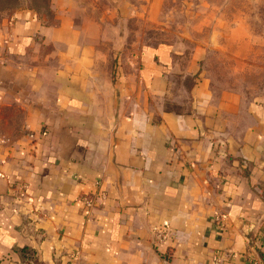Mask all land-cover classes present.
<instances>
[{"label":"crops","instance_id":"crops-1","mask_svg":"<svg viewBox=\"0 0 264 264\" xmlns=\"http://www.w3.org/2000/svg\"><path fill=\"white\" fill-rule=\"evenodd\" d=\"M20 1L0 15V264H262L264 91L216 96L202 68L209 45L264 48L248 20L128 48L125 0Z\"/></svg>","mask_w":264,"mask_h":264},{"label":"rangeland","instance_id":"rangeland-1","mask_svg":"<svg viewBox=\"0 0 264 264\" xmlns=\"http://www.w3.org/2000/svg\"><path fill=\"white\" fill-rule=\"evenodd\" d=\"M122 10V34L128 48H150L172 45L188 38L191 44L209 43L223 36L234 19L248 20L250 34L257 42L264 39V0H125ZM20 0H0V15L14 12ZM121 15V13H120ZM221 22L224 24L221 26ZM223 41V40H222ZM219 47H223L218 43ZM189 46V43H188ZM209 45L202 68L215 95L232 89L251 99L264 91V48L257 49L254 58L235 60L224 48ZM171 107V106H167ZM7 115V111L3 112ZM17 114L14 127L19 128ZM13 125V124H12ZM11 125V128H12Z\"/></svg>","mask_w":264,"mask_h":264},{"label":"built area","instance_id":"built-area-1","mask_svg":"<svg viewBox=\"0 0 264 264\" xmlns=\"http://www.w3.org/2000/svg\"><path fill=\"white\" fill-rule=\"evenodd\" d=\"M85 205L87 207H90L92 205V200L91 199H86L85 200ZM154 232L156 234V240L157 241L162 242L166 238V234L162 230L157 228V229H154ZM261 263L264 264V257L262 258Z\"/></svg>","mask_w":264,"mask_h":264}]
</instances>
